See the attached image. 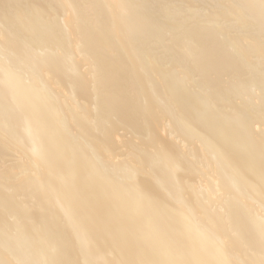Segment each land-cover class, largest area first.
Masks as SVG:
<instances>
[{"label": "bare ground", "instance_id": "obj_1", "mask_svg": "<svg viewBox=\"0 0 264 264\" xmlns=\"http://www.w3.org/2000/svg\"><path fill=\"white\" fill-rule=\"evenodd\" d=\"M0 264H264V0H0Z\"/></svg>", "mask_w": 264, "mask_h": 264}]
</instances>
